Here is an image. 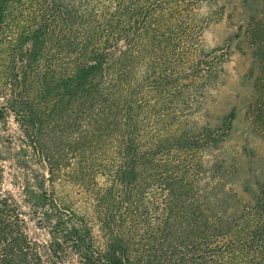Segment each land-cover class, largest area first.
<instances>
[{
	"label": "trees",
	"instance_id": "obj_1",
	"mask_svg": "<svg viewBox=\"0 0 264 264\" xmlns=\"http://www.w3.org/2000/svg\"><path fill=\"white\" fill-rule=\"evenodd\" d=\"M109 2L0 0V128L43 170L13 178L27 214L0 155V264H264L261 216L230 208L218 172L229 125L201 115L215 59L196 49L181 70L177 0Z\"/></svg>",
	"mask_w": 264,
	"mask_h": 264
},
{
	"label": "rangeland",
	"instance_id": "obj_2",
	"mask_svg": "<svg viewBox=\"0 0 264 264\" xmlns=\"http://www.w3.org/2000/svg\"><path fill=\"white\" fill-rule=\"evenodd\" d=\"M109 1L105 0V5L111 9L113 4ZM173 11L174 16L180 17L178 47L180 57L185 58L181 70L188 71V54L196 49L209 53L220 69L215 85L204 99L201 115L217 127L229 125L224 141L215 151L217 164L222 166L218 172L225 171L230 208L254 205L261 216L259 225L264 239V0H177ZM170 13L167 9L159 11L157 20L168 18ZM8 135L15 137L9 150L4 143ZM16 138L12 123L7 131L0 128L5 187L16 193L29 214L32 208L23 200L24 193L12 185L13 178L20 186L25 177H39L37 174L43 170L27 159ZM55 195L77 213L90 215L85 198L71 184L56 183ZM27 225L35 238L45 235L35 220L27 217Z\"/></svg>",
	"mask_w": 264,
	"mask_h": 264
}]
</instances>
